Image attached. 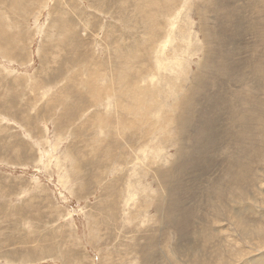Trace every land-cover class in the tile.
I'll use <instances>...</instances> for the list:
<instances>
[{
    "label": "rangeland",
    "instance_id": "374dc122",
    "mask_svg": "<svg viewBox=\"0 0 264 264\" xmlns=\"http://www.w3.org/2000/svg\"><path fill=\"white\" fill-rule=\"evenodd\" d=\"M0 264H264V0H0Z\"/></svg>",
    "mask_w": 264,
    "mask_h": 264
},
{
    "label": "bare ground",
    "instance_id": "6f19581e",
    "mask_svg": "<svg viewBox=\"0 0 264 264\" xmlns=\"http://www.w3.org/2000/svg\"><path fill=\"white\" fill-rule=\"evenodd\" d=\"M234 11H235V10H234ZM248 14H249V13H248ZM228 18H229V17H228ZM229 20H230V19H229ZM225 27H226V26H225ZM208 31H209V30H208ZM210 36H211V35H210ZM218 37H219V36H218ZM219 41H220V40H219ZM223 41H224V40H223ZM256 41H257V40H256ZM218 45H219V44H218ZM223 47H224V46H223ZM220 48H221V47H220ZM220 48H219V49H220ZM230 50H231V49H230ZM223 59H224V58H223ZM250 69H251V68H250ZM214 85H216V84H214ZM207 86H208V85H207ZM260 89H261V88H260ZM217 90H218V89H217ZM205 92H206V91H205ZM210 93H211V92H210ZM237 93H238V92H237ZM204 94H205V93H204ZM201 95H202V94H201ZM221 95H222V94H221ZM221 95H220V96H221ZM230 95H231V94H230ZM223 97H224V96H223ZM200 98H201V97H200ZM227 102H228V101H227ZM200 105H202V104H200ZM205 109H207V108H205ZM202 110H203V109H202ZM202 110H201V111H202ZM199 112H200V111H199ZM206 112H207V111H206ZM217 112H218V111H217ZM219 113H220V112H219ZM223 113H224V112H223ZM189 114H190V113H189ZM208 114H209V113H208ZM228 114H229V113H228ZM230 115H231V114H230ZM185 116H186V115H185ZM206 116H207V115H206ZM220 116H221V115H220ZM189 117H190V116H189ZM213 117H214V116H213ZM213 117H212V118H213ZM225 117H227V116H225ZM225 117L223 116L224 119H225ZM193 118H194V117H193ZM205 118H207V117H205ZM210 119H211V118H210ZM221 119H222V118H221ZM229 119H230V118H229ZM189 120H190V119H189ZM191 121H192V119H191ZM196 121H197V120H196ZM196 121H195V122H196ZM206 121L209 122V120H206ZM206 121H205V122H206ZM211 121H212V120H211ZM216 121H217V120H216ZM249 121H251V120H249ZM184 122H185V121H184ZM182 123H183V122H182ZM196 123H197V122H196ZM201 124H202V123H201ZM209 124H210V123H209ZM182 125H183V124H182ZM210 125H211V124H210ZM231 125H232V123H231ZM231 125H230V126H231ZM214 127H215V126H214ZM209 128H210V127H209ZM231 128H232V127H231ZM202 129H204V128H202ZM211 129H212V128H211ZM213 129H214V128H213ZM205 130H206V129H205ZM207 130H208V129H207ZM228 130H229V129H228ZM231 130H232V129H231ZM202 131H203V130H202ZM209 131H211V130H209ZM209 131H208V132H209ZM233 131H234V130H233ZM211 132H212V131H211ZM204 133L206 134V131H204ZM230 133H231V132H230ZM230 133H229V134H230ZM210 134H211V133H210ZM212 134H213V133H212ZM231 134H232V133H231ZM227 135H228V134H227ZM228 136H229V135H228ZM231 136H233V135H230V137H231ZM184 139H185V138H184ZM229 139L231 140V138H229ZM199 140H200V139H199ZM212 140H213V139H212ZM199 142H200V141H199ZM231 142H232V140H231ZM237 142L239 143L238 140H237ZM202 143H203V142H202ZM233 143H234V142H233ZM203 144H204V143H203ZM207 145H208V144H207ZM207 145H206V147H207ZM230 145H232V144H230ZM235 146H236V145H235ZM222 147H223V146H222ZM237 147H238V146H237ZM237 147H236V150H237ZM197 148H198V147H197ZM198 149H199V148H198ZM204 149H205V146H204ZM210 150H211V149H210ZM244 153H248V151H247V150H244ZM204 154H205V153H204ZM208 155H209V154H208ZM225 155H226V154H225ZM228 157H229V156H228ZM244 158H245V157H244ZM201 159H202V158H201ZM209 159H210V158H209ZM195 160H196V159H195ZM241 160H242V159H241ZM245 167H246V162H245ZM241 171H242V170H241ZM243 174H244V173H243ZM245 174H246V173H245ZM243 176H244V175H243ZM245 178H247V177H245ZM233 179H234V181H237V182H238V181H242V180H241L242 177H239L238 175H234ZM247 181H248V179H247ZM247 183H248V182H247ZM242 186H243V185H242ZM250 186H251V185H250ZM244 191H245V190H244ZM173 192H174V191H173ZM175 200H176V199H175ZM182 201H183V200H182ZM173 205H174V204H173ZM178 205H179V204H178ZM185 205H186V204H185ZM229 205H230V204H229ZM177 207H178V206H177ZM175 208H176V206H175ZM175 208H173V209H175ZM178 209H179V207H178ZM178 209H176V210L178 211ZM182 209H183V208H182ZM171 210H172V209H171ZM171 210H170V211H171ZM173 211H174V210H173ZM165 212H167V211H165ZM168 212H169V211H168ZM178 212H179V211H178ZM178 212H176V214H177ZM171 213H172V212H171ZM169 214H170V212H169ZM169 214H168V215H169ZM174 215H175V214H174ZM262 236H263V235H261V238H262ZM256 241H257V240H256Z\"/></svg>",
    "mask_w": 264,
    "mask_h": 264
}]
</instances>
